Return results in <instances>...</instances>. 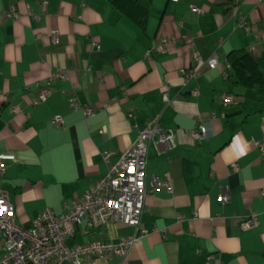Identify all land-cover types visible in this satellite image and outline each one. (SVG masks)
<instances>
[{
	"label": "crops",
	"instance_id": "1",
	"mask_svg": "<svg viewBox=\"0 0 264 264\" xmlns=\"http://www.w3.org/2000/svg\"><path fill=\"white\" fill-rule=\"evenodd\" d=\"M138 1L147 8L143 25L111 0H0V153L16 156L0 174V192L20 224L46 209L61 215L108 173L102 154L112 152L116 164L158 118L173 146L159 153L150 144L147 182L165 178L172 190L147 196L142 240L96 263L264 264V155L257 146L264 142V93L234 83L228 59L245 51L264 75V0ZM12 5L17 20L5 15ZM163 40L170 41L164 54L146 55ZM214 55L218 66L204 65L183 86L181 70L195 66V56L207 62ZM59 69L68 78L52 82L46 103L34 107ZM224 94L236 103L224 108ZM70 99L94 115L72 110ZM56 116L62 127L52 123ZM202 123L208 137L196 141L191 131ZM224 192L230 202L223 205ZM253 215L258 225L246 228ZM137 231L109 224L77 232L69 243L117 244Z\"/></svg>",
	"mask_w": 264,
	"mask_h": 264
},
{
	"label": "built area",
	"instance_id": "2",
	"mask_svg": "<svg viewBox=\"0 0 264 264\" xmlns=\"http://www.w3.org/2000/svg\"><path fill=\"white\" fill-rule=\"evenodd\" d=\"M179 1L170 0L172 3ZM26 7L28 11L31 10L29 6ZM191 9L198 14L202 13L194 6H191ZM5 15L13 20L19 17L13 5L8 8ZM50 36L52 44L58 45V32L54 30ZM169 43V40H163L160 44H153L146 55L164 54ZM195 60V66L181 70L183 86H187L198 78L204 65L209 69H215L218 66L216 55L207 62H203L198 56H195ZM224 77L227 78L228 74L224 73ZM67 78L68 72L65 69L53 72L46 80V87L38 91L33 106L39 107L46 103L50 94L48 86L52 82ZM192 94L198 96V89H194ZM163 100L169 102L167 94L163 95ZM221 103L224 108H228L236 101L234 96L224 94ZM70 106L72 110L82 111L85 118H90L95 113L92 106L81 104L76 99H70ZM132 115L131 112L130 117ZM52 123L58 127L64 125L63 119L59 116L54 117ZM191 135L196 141L206 139L208 137L206 124L197 126L191 131ZM150 144H153L159 153H165L173 146L172 132L164 129L158 118L147 123L137 140L121 154L116 164L110 163L112 152L103 153L108 173L89 187L84 198L72 204L68 211L61 215L46 209L28 225L20 224L8 193L0 192V264H97L96 258L111 259L114 256L126 255L146 235L139 229L147 196L160 189L172 190L165 178L153 176L148 185L147 162ZM257 146L264 155V142L258 143ZM15 160L14 154L0 153V174H3L8 162H15ZM234 168L237 169V166ZM218 201L223 205L228 204L229 194L222 193ZM115 223L133 226L138 231L134 235L121 239L117 244L100 241L79 245L69 243L77 232L87 233ZM242 224L246 228H251L258 225V218L253 215Z\"/></svg>",
	"mask_w": 264,
	"mask_h": 264
},
{
	"label": "trees",
	"instance_id": "3",
	"mask_svg": "<svg viewBox=\"0 0 264 264\" xmlns=\"http://www.w3.org/2000/svg\"><path fill=\"white\" fill-rule=\"evenodd\" d=\"M125 14L129 15L139 24L146 20L147 8L138 0H111ZM232 66L229 76L236 84L254 86L264 93V75L256 61L245 51H235L228 57Z\"/></svg>",
	"mask_w": 264,
	"mask_h": 264
}]
</instances>
